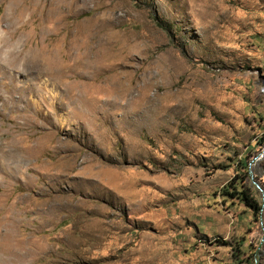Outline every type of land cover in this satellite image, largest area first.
<instances>
[{
	"label": "rangeland",
	"instance_id": "rangeland-1",
	"mask_svg": "<svg viewBox=\"0 0 264 264\" xmlns=\"http://www.w3.org/2000/svg\"><path fill=\"white\" fill-rule=\"evenodd\" d=\"M0 35V264H264V0H0Z\"/></svg>",
	"mask_w": 264,
	"mask_h": 264
},
{
	"label": "trees",
	"instance_id": "trees-1",
	"mask_svg": "<svg viewBox=\"0 0 264 264\" xmlns=\"http://www.w3.org/2000/svg\"><path fill=\"white\" fill-rule=\"evenodd\" d=\"M261 141H264V137H262L257 143L261 144ZM247 154L245 157L236 161V166L239 169H242V174H236L235 178L231 179L222 189V196L228 198L229 200L238 199L241 201L245 207L252 212L254 216H257L261 210L260 206L257 204L256 200L253 198L249 189L245 188L243 185V181L249 177V173L247 171V163L248 157Z\"/></svg>",
	"mask_w": 264,
	"mask_h": 264
},
{
	"label": "bare ground",
	"instance_id": "bare-ground-1",
	"mask_svg": "<svg viewBox=\"0 0 264 264\" xmlns=\"http://www.w3.org/2000/svg\"><path fill=\"white\" fill-rule=\"evenodd\" d=\"M5 38H2L1 35H0V42H2ZM4 42V41H3Z\"/></svg>",
	"mask_w": 264,
	"mask_h": 264
}]
</instances>
